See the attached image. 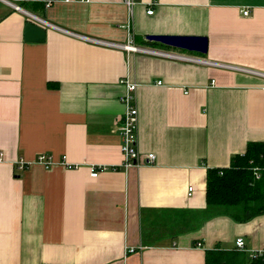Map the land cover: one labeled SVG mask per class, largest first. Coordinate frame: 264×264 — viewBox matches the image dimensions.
Instances as JSON below:
<instances>
[{
	"label": "crops",
	"instance_id": "crops-1",
	"mask_svg": "<svg viewBox=\"0 0 264 264\" xmlns=\"http://www.w3.org/2000/svg\"><path fill=\"white\" fill-rule=\"evenodd\" d=\"M11 1L19 9L0 0V264H206L209 250L250 264L264 249V213L202 211L207 168L264 141V0ZM28 13L55 25L45 41L25 40ZM149 34L205 36L208 49L148 43ZM124 80L137 84L142 164L131 167ZM149 152L154 162L143 163ZM38 153L57 163L45 168Z\"/></svg>",
	"mask_w": 264,
	"mask_h": 264
},
{
	"label": "trees",
	"instance_id": "trees-1",
	"mask_svg": "<svg viewBox=\"0 0 264 264\" xmlns=\"http://www.w3.org/2000/svg\"><path fill=\"white\" fill-rule=\"evenodd\" d=\"M147 42L164 46L156 41ZM255 166L261 167L259 178L254 174ZM206 202L203 218L226 214L236 221H247L264 213V141L247 142L243 153L231 156L228 167L207 168ZM237 255L209 250L206 264H230L229 260ZM250 264H264V260L254 258Z\"/></svg>",
	"mask_w": 264,
	"mask_h": 264
},
{
	"label": "built area",
	"instance_id": "built-area-1",
	"mask_svg": "<svg viewBox=\"0 0 264 264\" xmlns=\"http://www.w3.org/2000/svg\"><path fill=\"white\" fill-rule=\"evenodd\" d=\"M4 3L13 6L15 9H19V6L12 2L11 0H1ZM44 2L45 7H49L54 0H42ZM128 5H131L132 1L131 0H125ZM153 9L149 8L147 10L148 14H152ZM244 14H247L248 11L244 10ZM29 18L31 21L38 23L42 25L43 27H48V26H55L54 24L50 23L46 19L39 17L33 13H28ZM88 40H92L95 42H99L102 44L110 45V46H115V47H120L123 49H126L127 51H143L145 53H150V54H155V55H162L166 57H174V58H179V59H184V60H191V61H204L201 58L198 57H193V56H188L183 53H178V52H172V51H164L161 49H154V48H147V47H137L135 44L133 45L132 40L129 38L126 42H114V41H107V40H102V39H97V38H91L88 37ZM124 85H125V93L122 95V102L124 103L125 110L123 113L122 117V125H121V134H122V144H121V151L124 155V163L123 166L125 167H131V166H138L141 165L142 162L139 161V150L137 149V130H138V119H139V113L137 106L132 103V99L134 95L132 92H134L137 88V84L135 82H131L128 80H124ZM155 153L149 152L147 153L145 157V161L143 163H153L155 160ZM65 157H61V161L59 162L60 164L66 166V167H73L75 165H70L64 161ZM36 162L42 164L45 168H50L57 162L53 159L52 155L46 154V153H38L36 155ZM30 163L25 162L23 160L19 161V168L24 169L26 168ZM104 168V167H102ZM91 170V175L96 177L98 175V172L100 168L97 167H90ZM254 174L256 178L260 177V170L261 167L255 166L253 168ZM193 192V186L190 185L188 187V195H191ZM200 243H198L199 245ZM237 248L239 250L245 249L244 247V240L243 238L239 237L236 240ZM129 251H134L135 249L133 247H130L128 249ZM264 252V249H258L255 251H251L249 253V256L251 258H256L260 256Z\"/></svg>",
	"mask_w": 264,
	"mask_h": 264
},
{
	"label": "water",
	"instance_id": "water-1",
	"mask_svg": "<svg viewBox=\"0 0 264 264\" xmlns=\"http://www.w3.org/2000/svg\"><path fill=\"white\" fill-rule=\"evenodd\" d=\"M47 36V29L42 25L31 20L25 23L24 38L27 41L43 42ZM148 40L156 41L164 45L199 53H206L208 49V39L205 36L192 35H162L149 34L146 36Z\"/></svg>",
	"mask_w": 264,
	"mask_h": 264
},
{
	"label": "rangeland",
	"instance_id": "rangeland-1",
	"mask_svg": "<svg viewBox=\"0 0 264 264\" xmlns=\"http://www.w3.org/2000/svg\"><path fill=\"white\" fill-rule=\"evenodd\" d=\"M133 45H134V43H133ZM135 46H136V44H135ZM137 47H138V45H137ZM140 47V46H139ZM147 48H151V47H147ZM154 49H157V48H154ZM176 49V48H175ZM183 51H185V50H183ZM185 52H187V51H185ZM192 53H196L197 54V52H192Z\"/></svg>",
	"mask_w": 264,
	"mask_h": 264
},
{
	"label": "bare ground",
	"instance_id": "bare-ground-1",
	"mask_svg": "<svg viewBox=\"0 0 264 264\" xmlns=\"http://www.w3.org/2000/svg\"><path fill=\"white\" fill-rule=\"evenodd\" d=\"M164 45V44H163ZM167 46V45H166ZM120 48V47H119ZM124 50H126V49H124ZM164 51H166V50H164ZM141 52H143V51H141ZM145 53V52H144ZM138 149V148H137Z\"/></svg>",
	"mask_w": 264,
	"mask_h": 264
}]
</instances>
